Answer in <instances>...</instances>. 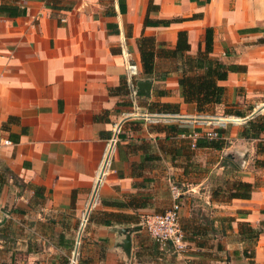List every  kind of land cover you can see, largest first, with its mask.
Listing matches in <instances>:
<instances>
[{
  "label": "crops",
  "instance_id": "crops-1",
  "mask_svg": "<svg viewBox=\"0 0 264 264\" xmlns=\"http://www.w3.org/2000/svg\"><path fill=\"white\" fill-rule=\"evenodd\" d=\"M146 18L175 21L146 26ZM207 27L213 28L212 55L245 67L222 82L229 95L249 89L251 77L263 87L264 71L252 73L264 67V0H0V263L13 258V264H64L71 245L64 231L68 215L95 208L131 218L111 225L89 221L80 264H175L146 236L142 217L170 208L164 168L184 165V150L191 149L178 139L175 148L163 150L160 137L170 140V130L199 129L204 121L193 103L183 101L177 76H161L168 61L157 60L154 73L144 75L137 41L152 36L173 47L177 32L185 30L194 54L203 48ZM128 62L138 68L135 92L139 81H147L148 93L133 98L129 90L110 92L126 82ZM152 102L177 103L179 113L160 118L166 123L161 127L124 126L136 106L147 111ZM116 122L123 125L122 134L97 186L96 170ZM244 125L232 127L224 138L237 151L250 146L252 153L257 139L240 136ZM248 164L245 160L239 170L240 180H259L249 198L221 200L207 189L204 203L235 217V224L246 221L259 230L253 264H264V168ZM206 179L186 183L179 198L181 219L191 217L196 188ZM112 200L126 205H111ZM124 228L130 231L129 251L121 246ZM206 237L211 240L210 233Z\"/></svg>",
  "mask_w": 264,
  "mask_h": 264
},
{
  "label": "rangeland",
  "instance_id": "rangeland-1",
  "mask_svg": "<svg viewBox=\"0 0 264 264\" xmlns=\"http://www.w3.org/2000/svg\"><path fill=\"white\" fill-rule=\"evenodd\" d=\"M264 67L263 66H256L254 72L252 74H263ZM249 81L251 83V86L248 88L246 87H239L234 90V97L232 98L229 93L228 89H226V93L224 96V99L221 104H216L209 107L207 112L201 113L198 120L204 121L203 127H214V121L216 119H221V121L226 120L227 123L225 127L222 128L223 133L227 131V134L229 135L231 132L232 127L236 126H243L245 124V118L247 120L251 118H256L257 116L264 115V86L263 87H256L253 81V78H249ZM260 90V93L257 95H252V92ZM251 92V93H250ZM250 95L246 97L248 94ZM256 94V93H254ZM262 99L261 102L255 103L258 99ZM138 112L139 115L143 111L137 106L134 110H132V113L129 115L130 118L127 121L124 122V126L130 125L131 128L134 129H142L144 127V123L146 124V127H149V125L158 124L157 126H163V124H166L163 122V120H159L157 123H149L148 121H145L141 116H135L134 114ZM241 112L245 116H237L235 113ZM160 114L159 118H164L163 116L167 114L162 113H156ZM233 116V117H231ZM205 118V119H202ZM238 118H242V122L237 121ZM228 120H233L236 123H233ZM207 121V122H205ZM241 124V125H238ZM196 129V128H194ZM123 125L120 129V134H122ZM192 130V129H191ZM172 132V138L170 140L165 139L164 137H160L161 145L163 146V150L165 148H175L178 144V139L185 142V146H188V142L186 140L180 139L177 137V134H174V130H170ZM177 137V138H174ZM224 138V137H223ZM233 139L235 137H232ZM250 141V140H249ZM118 142V141H117ZM157 142V141H156ZM177 142V143H176ZM224 146L221 149L217 150H207L206 149H197L196 147L193 148L196 150L193 152L191 149L184 150V165L180 166L178 169H169L164 168V170L169 171L168 176L170 177V183L167 182V190L170 192V186L175 185L177 186L181 191L185 189L187 186V182H192L190 180H193L195 182H203V178L207 177L206 180H204V183H201L196 188V191H199L198 197H195L192 201V210H191V217L193 218V224L194 222L200 223L204 222L206 226H211L210 224L215 223V220L217 221V224L219 226L215 228V226L211 227L210 234H211V240H206L205 246L203 248H197L194 244L189 245L183 253L177 254L173 251L164 252L165 254H168L171 256V261H173L175 264H184L185 261H188L187 263H195V264H251L250 258L242 256L240 252L243 248H247L249 252H251L253 244L248 241L242 242L240 239V236L236 232L235 228H237L238 224H235L234 218L231 216H222L218 214L219 210L216 207H212V205L208 206L206 203H204V191L207 189H210L211 191L215 190L216 188L221 189H229L232 187V183L235 180H240L241 173L239 170L242 168L245 160L249 162L250 165H254L258 167L255 164V159H264V154L257 153L256 152V144L258 142L252 143L255 147V151L251 153L249 149L240 148L237 151L236 147L237 145L229 141V139L224 138ZM250 145V142H249ZM217 162L219 164L224 165L225 167L223 169L219 168V165H215ZM164 166V165H163ZM248 166V167H249ZM261 168V167H260ZM181 169V170H180ZM185 169V173L183 171ZM180 171V173H178ZM182 173L185 175V177H182ZM189 180V181H188ZM256 182L258 183L259 180L257 179ZM205 186V187H204ZM204 187V188H201ZM197 193V192H196ZM219 197L221 200H229L226 196L227 193L220 192ZM95 208L92 210V212L86 214L83 212L79 217L74 215H68V218L65 222L66 226H64L65 234L69 237L68 240L71 241V247L68 248L67 254L69 256V259L64 262V264H80L81 259V246H82V240L85 233L86 228H88L89 218H92L96 215ZM145 216V215H144ZM143 216V217H144ZM63 218V217H62ZM85 218V219H84ZM224 218V219H222ZM229 218H232L230 220ZM184 219H179V227L182 229V226H186L187 222ZM82 222L84 223L82 225ZM194 226V225H193ZM220 226L222 228H220ZM145 230V234L147 237L151 239L148 232ZM213 239V240H212ZM79 240V241H78ZM189 243H194L192 241H188ZM221 245V249L217 248V245ZM40 248L38 245L35 247V249ZM234 251H238L239 255L234 254ZM17 257H20L22 255V252H18ZM184 254H189V256L197 255L194 257H190V259H185ZM200 256H199V255ZM180 256V257H179ZM75 258V259H74ZM74 259V262H73ZM67 262V263H66Z\"/></svg>",
  "mask_w": 264,
  "mask_h": 264
},
{
  "label": "trees",
  "instance_id": "trees-1",
  "mask_svg": "<svg viewBox=\"0 0 264 264\" xmlns=\"http://www.w3.org/2000/svg\"><path fill=\"white\" fill-rule=\"evenodd\" d=\"M206 1L208 2L209 0ZM149 5H151V2ZM150 8L151 6H148V11ZM173 21H175V19L150 20L146 18L144 24L146 26H168ZM137 46L144 75L149 76L154 73L157 60L168 61L170 66L161 73V76H165L168 73L175 74L183 101L186 103H193L198 113H205L209 107L222 103L226 93V87L222 82L227 79L230 72H239L245 69L244 66L226 64L212 55V27H207L205 29L203 48L198 47L194 54L190 53V44L185 30H179L177 32L176 42L173 47L166 46L164 42H156L152 36H141L137 41ZM115 90L127 93L128 88L126 82H122L119 86L110 90V92H114ZM146 109L150 113H179V105L177 103L152 102ZM235 114L240 117L245 116L241 112H236ZM176 131L183 130L179 129ZM217 131L220 137L215 139L198 138L196 140V148L221 149L225 144L223 138L224 133L222 129H218ZM261 133H264V115L247 120L243 129L239 132L242 137L257 139L256 152L264 154V138L260 136ZM255 164L258 167L264 168V159L256 158ZM257 185V182L250 183L242 180H235L232 183V187L227 190L221 188L213 190L212 197L219 198L221 197L220 192H225L227 193L226 197L228 199H247ZM111 205L125 206L126 203L112 200ZM238 213L240 212L238 211ZM128 218H131V216L121 212L98 211L96 215L89 218V220L98 224L111 225L113 222H121ZM229 219L232 220V218ZM185 221L188 225L182 226L181 229L184 232L185 240L187 242H194L197 248H203L207 240V233H210L211 229H213L211 227L214 225L210 224L211 226H206L204 222H194L193 224V218H186ZM237 224V233L241 241L250 240L253 244L251 252L245 247L240 254L250 258V263L253 264L254 244L259 235V230L252 227L249 222L246 221L238 222ZM220 228L222 227L220 226ZM214 229H216V227ZM186 231L188 233H186ZM198 236L200 237L199 239H197ZM69 247L71 246L68 245L67 248ZM217 248L221 249V245L218 244ZM233 253L239 255L238 251H234ZM13 261L12 258L10 262H1L0 264H13Z\"/></svg>",
  "mask_w": 264,
  "mask_h": 264
},
{
  "label": "built area",
  "instance_id": "built-area-1",
  "mask_svg": "<svg viewBox=\"0 0 264 264\" xmlns=\"http://www.w3.org/2000/svg\"><path fill=\"white\" fill-rule=\"evenodd\" d=\"M137 74H138V68L136 64L128 62L126 64V85L130 92L131 97L133 98L137 94L134 90V84L132 79ZM134 115L141 116L145 121H148L149 123H157L160 120L159 118L160 114L150 113L148 111L142 112L140 115L139 113ZM228 121L234 123L233 120H228ZM214 123L215 124L213 128L200 127L199 129L180 131L177 133V137L186 140L191 148H195L196 140L198 138L202 137L206 139H215L220 137V134L218 133L217 130L225 127L227 121L226 120L221 121L219 119H216ZM120 129H121L120 122H116L113 124L111 138L109 139L104 156L96 170L97 186L101 183L102 177L106 174L107 170L110 167L111 153L115 149V145L116 142L118 141ZM4 143L11 144V141L6 139L4 140ZM170 192L173 200L170 208L162 213H152L145 215L144 217H142V223H143V227L146 229L149 236L151 237L153 242L157 245L159 250L163 252L173 251L177 254H180L183 253L184 250L188 247V242L185 240L184 232L179 227L180 207H181L179 198L181 195V190L177 186L171 185ZM93 198H96V189L94 191ZM85 213L87 214L88 211L86 210Z\"/></svg>",
  "mask_w": 264,
  "mask_h": 264
},
{
  "label": "water",
  "instance_id": "water-1",
  "mask_svg": "<svg viewBox=\"0 0 264 264\" xmlns=\"http://www.w3.org/2000/svg\"><path fill=\"white\" fill-rule=\"evenodd\" d=\"M150 89V83L147 81H139L136 87V93L137 94H146L149 92ZM4 221V220H3ZM122 232L124 234V238L122 241V248H124L126 251L130 250V231L126 228L122 229Z\"/></svg>",
  "mask_w": 264,
  "mask_h": 264
},
{
  "label": "bare ground",
  "instance_id": "bare-ground-1",
  "mask_svg": "<svg viewBox=\"0 0 264 264\" xmlns=\"http://www.w3.org/2000/svg\"><path fill=\"white\" fill-rule=\"evenodd\" d=\"M219 120H221V119H219ZM237 121H239V122H242V119L241 118H238V120ZM84 223L82 222V225H83ZM79 241V240H78Z\"/></svg>",
  "mask_w": 264,
  "mask_h": 264
}]
</instances>
